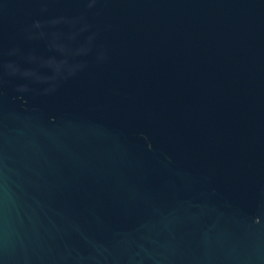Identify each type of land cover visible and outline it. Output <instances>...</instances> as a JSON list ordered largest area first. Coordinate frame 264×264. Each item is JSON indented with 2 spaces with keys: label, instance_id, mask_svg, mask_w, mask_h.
I'll return each instance as SVG.
<instances>
[{
  "label": "water",
  "instance_id": "1",
  "mask_svg": "<svg viewBox=\"0 0 264 264\" xmlns=\"http://www.w3.org/2000/svg\"><path fill=\"white\" fill-rule=\"evenodd\" d=\"M0 264H264V0H0Z\"/></svg>",
  "mask_w": 264,
  "mask_h": 264
}]
</instances>
